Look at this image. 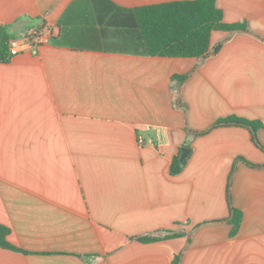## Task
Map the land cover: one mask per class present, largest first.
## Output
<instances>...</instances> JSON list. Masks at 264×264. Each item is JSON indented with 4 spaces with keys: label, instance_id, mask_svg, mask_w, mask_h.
I'll return each mask as SVG.
<instances>
[{
    "label": "crops",
    "instance_id": "crops-1",
    "mask_svg": "<svg viewBox=\"0 0 264 264\" xmlns=\"http://www.w3.org/2000/svg\"><path fill=\"white\" fill-rule=\"evenodd\" d=\"M216 6L246 31L212 32L219 51L194 59L107 50L120 39L102 36L91 0H0L15 37L54 29L37 54L0 62V225L21 250L0 247V264H172L180 253V264H264V151L242 127L185 131L229 116L264 126V0ZM257 139L264 147V129ZM233 166L243 219L231 236Z\"/></svg>",
    "mask_w": 264,
    "mask_h": 264
},
{
    "label": "trees",
    "instance_id": "trees-1",
    "mask_svg": "<svg viewBox=\"0 0 264 264\" xmlns=\"http://www.w3.org/2000/svg\"><path fill=\"white\" fill-rule=\"evenodd\" d=\"M98 11V23L103 26L101 33L106 32L117 36L119 42L108 44L107 50L118 52L145 53L151 57L194 58L204 59L219 51L221 44L210 48V37L214 31L244 32V25H228L223 22V14L216 6V0H183L167 3L140 6L133 9L119 7L108 0H91ZM6 25L0 26V62L10 60L8 41L15 36L8 31ZM189 74L176 76L179 83L185 82ZM237 126L249 131L251 141L259 149L264 147L257 139V131L264 129L259 121L229 116L217 120L207 130L193 132L185 129L187 133L201 136L218 127ZM181 151L172 159L169 173L175 176L181 173L186 160L180 161ZM237 160L244 161L242 158ZM250 167L261 168L247 163ZM235 166L230 171L226 200L229 217L225 220L232 226L230 235L234 236L240 228L243 214L234 207L231 196L232 179ZM168 233V232H167ZM9 229L0 225V247L12 251H21L7 241ZM179 236L175 233L165 234L163 237L143 236L133 238L141 243H151L160 239H169ZM23 252V251H22ZM182 254L175 256L172 264L181 263Z\"/></svg>",
    "mask_w": 264,
    "mask_h": 264
},
{
    "label": "built area",
    "instance_id": "built-area-1",
    "mask_svg": "<svg viewBox=\"0 0 264 264\" xmlns=\"http://www.w3.org/2000/svg\"><path fill=\"white\" fill-rule=\"evenodd\" d=\"M53 31L54 29L51 25L42 23L21 37L9 39L8 51L10 57L23 53H29L32 55L37 54V50L40 46L52 41L54 38Z\"/></svg>",
    "mask_w": 264,
    "mask_h": 264
},
{
    "label": "water",
    "instance_id": "water-1",
    "mask_svg": "<svg viewBox=\"0 0 264 264\" xmlns=\"http://www.w3.org/2000/svg\"><path fill=\"white\" fill-rule=\"evenodd\" d=\"M190 151L191 150L189 148H181L180 161H184L189 155Z\"/></svg>",
    "mask_w": 264,
    "mask_h": 264
},
{
    "label": "rangeland",
    "instance_id": "rangeland-1",
    "mask_svg": "<svg viewBox=\"0 0 264 264\" xmlns=\"http://www.w3.org/2000/svg\"><path fill=\"white\" fill-rule=\"evenodd\" d=\"M185 148H188V147H185ZM190 149V148H189Z\"/></svg>",
    "mask_w": 264,
    "mask_h": 264
}]
</instances>
